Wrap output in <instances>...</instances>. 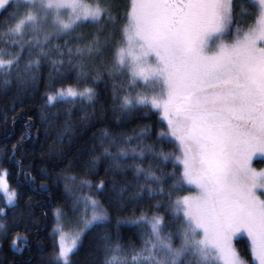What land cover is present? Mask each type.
Returning <instances> with one entry per match:
<instances>
[{
	"label": "snow or ice",
	"instance_id": "snow-or-ice-1",
	"mask_svg": "<svg viewBox=\"0 0 264 264\" xmlns=\"http://www.w3.org/2000/svg\"><path fill=\"white\" fill-rule=\"evenodd\" d=\"M0 11L7 13L0 19V88L15 80L26 89L47 63L50 80L73 71L78 82L105 83L107 77L118 122L141 110L144 117L159 114L158 131L146 123L132 134L107 128L94 134L87 163H106L119 203L125 194L134 202L155 201L153 207L171 217L142 211L118 219L117 226L138 228L141 243L125 246L105 228L102 264H264V169L251 166L254 157L264 159V0H0ZM85 27L92 30L86 34ZM97 95L95 87L71 84L46 92L39 113L46 134L56 130L62 139L72 131L70 113L61 120L48 108L92 104ZM17 118L11 117L13 125ZM24 127L12 159L31 136V116ZM16 164L34 188L47 191L21 161ZM7 175L0 168V193L15 205L18 193ZM84 185L97 192L106 187L103 180L65 184L78 215L68 227V213L56 209L58 249L50 264H74L85 230L109 220L103 202L83 192ZM185 185L197 191L181 195ZM0 233H7L3 221ZM241 233L251 260L233 244ZM27 243L19 234L11 239L17 252Z\"/></svg>",
	"mask_w": 264,
	"mask_h": 264
},
{
	"label": "trees",
	"instance_id": "trees-1",
	"mask_svg": "<svg viewBox=\"0 0 264 264\" xmlns=\"http://www.w3.org/2000/svg\"><path fill=\"white\" fill-rule=\"evenodd\" d=\"M124 5L127 0H117ZM123 8H121V12ZM7 15L0 11V19ZM92 29L85 27L84 33ZM63 43V41H60ZM111 58V52L106 53ZM26 56V54H25ZM23 63V61H22ZM51 68L47 63L41 69L40 78L35 84H29L26 89H19L15 80L6 89L0 88V117L6 114L9 119L4 122L0 118V168L7 169L8 181L11 188L18 193L15 205H8L3 194L0 193V208H4L6 215L0 216V221L7 224V233H0V264H50L54 248L58 249V237L54 232L57 223L55 211L61 208L67 212L65 224L71 227L75 223V215L70 205L75 195L65 188L74 185L79 186L81 180H88L98 184L105 182V189L97 192L95 188L89 190L83 186V192H92L100 199L108 210L109 220L105 225H93L86 229L81 237L78 249L74 251L71 259L74 264H102L103 252L100 247V237L106 228L113 239L129 246L140 245V233L136 226L121 223L117 226V220L135 219L142 211L151 215L153 211L165 214L167 220H171L164 208L155 209V201L134 202L127 199L125 203H119L117 193L111 190L112 173L106 172V163L101 161L94 168L88 165L90 159V147L102 129L107 128L111 132H125L132 134L133 130L139 131V125L150 124L154 131L161 127L159 114L153 110L147 117L142 115L143 110L135 113L129 119L116 120V114L112 111L111 81L105 77V83L93 84L92 81L81 79L77 81L76 73L69 72L65 77H55L50 80L48 73ZM69 84L79 87L92 86L97 90L94 103L76 100L73 102L58 103L55 107L48 108L50 113H59L61 120L70 113L72 131L62 139L56 130H49L46 134L44 125L40 120L41 106L45 102V93L57 88L67 87ZM23 101L20 103L19 101ZM15 103L16 111H12ZM18 115L13 125L11 117ZM31 116L34 127L30 129L31 136L25 138L18 146L13 157L12 145L17 144L25 131L27 117ZM165 150H171L172 145L165 144ZM16 161H21L26 171L36 178L35 183H44L47 191L34 186L27 181L21 173V168ZM147 165V161H145ZM45 170V175L41 170ZM171 170V165L168 166ZM131 178V173L128 174ZM76 177L75 180H66L65 177ZM192 191L189 185L180 194ZM76 195H79L77 192ZM166 199V198H165ZM19 234L27 237V246L17 252L11 246L13 236ZM234 246L246 258L249 255V240L238 234L234 237ZM40 249H43L41 252Z\"/></svg>",
	"mask_w": 264,
	"mask_h": 264
},
{
	"label": "rangeland",
	"instance_id": "rangeland-1",
	"mask_svg": "<svg viewBox=\"0 0 264 264\" xmlns=\"http://www.w3.org/2000/svg\"><path fill=\"white\" fill-rule=\"evenodd\" d=\"M251 166L256 169L257 171L261 170V169H264V159L262 158H259V157H254L253 160H252V164ZM6 180H7V183L9 184V181H8V178L6 177ZM10 185V184H9ZM191 188H192V191L190 192H196L197 189L195 188L194 185H189ZM89 194H93L92 192H89ZM259 194V193H258ZM67 230V229H66ZM57 237H58V233L55 232ZM241 235L246 236V234H243L241 233ZM233 244H234V238H233ZM75 251V250H74Z\"/></svg>",
	"mask_w": 264,
	"mask_h": 264
}]
</instances>
